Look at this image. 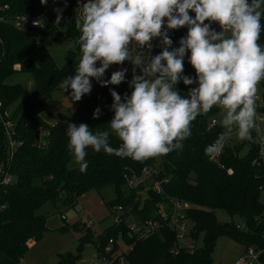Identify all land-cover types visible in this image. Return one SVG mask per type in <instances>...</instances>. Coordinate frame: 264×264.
Instances as JSON below:
<instances>
[{
    "label": "trees",
    "instance_id": "trees-1",
    "mask_svg": "<svg viewBox=\"0 0 264 264\" xmlns=\"http://www.w3.org/2000/svg\"><path fill=\"white\" fill-rule=\"evenodd\" d=\"M51 3L52 0L46 5H41L40 0H0V16L5 18L0 22V102L2 108L9 111V119L15 123V138L21 142L11 160L13 182L0 184V264H20L29 243L43 237L47 230L46 217L36 210L44 203L60 201L63 205H74L86 191L109 185L114 187L115 197L107 205L110 208L121 205L125 210L124 220L99 233V241L96 240L98 255L101 244L112 238L116 249L115 240L121 238L128 246L123 255L129 264H213L216 242L220 236L226 235L242 244L244 250L248 247L261 250L260 259L264 261V207L260 200V192L264 189V156H260L258 139L252 131L254 142L226 143L215 159L210 158L208 146L224 131L222 126L209 125L212 115L220 110L218 107L193 121L191 136L184 141L182 150L159 157L155 178L166 179L161 183L162 195L148 190L146 197L142 198V185L126 187L128 180L139 178L144 168L154 166L156 158L137 162L103 151L95 152L89 147L87 170L81 172L78 164L68 168L73 157L67 147L68 123H86L93 132L110 131L109 121L114 113L110 110L112 97L109 89L122 96L126 92L130 94L131 90L126 82L102 87L93 80L91 93L78 102L66 121L50 123L44 118L45 103L59 83L70 75L72 62L80 51L79 42L78 50L69 51L65 64L58 67L43 40L56 30L51 22L53 16H47L44 29L19 30L6 20L16 15H37ZM63 14L68 17L65 37H78L75 8L71 5ZM169 35L173 43L178 44L186 35V29L172 30ZM259 43L264 44V33H261ZM127 66L129 62L123 65ZM114 67L106 71L105 79L119 70V66ZM19 74L31 79L29 90L23 83L10 81ZM184 74L195 76L191 65L184 63ZM127 78L126 74V81ZM176 87L186 95L188 88L195 85L180 83ZM97 107L102 115L93 119ZM258 111L264 117V92ZM39 128L47 131L41 139ZM120 143L118 136L110 131L111 146L117 148ZM6 151L0 124V164L6 159ZM168 198H177L188 204L185 215L190 222L187 237L193 245L191 249L178 247L176 234L163 224L158 232L145 239L127 237L126 217L158 219L155 216L158 203H165ZM216 209L224 210L231 218L238 217L242 226L218 221ZM69 228L80 230V224L62 226L64 230ZM85 229L77 253L58 254L55 264H74L78 260L81 245L94 241L93 232L89 227Z\"/></svg>",
    "mask_w": 264,
    "mask_h": 264
},
{
    "label": "clouds",
    "instance_id": "clouds-1",
    "mask_svg": "<svg viewBox=\"0 0 264 264\" xmlns=\"http://www.w3.org/2000/svg\"><path fill=\"white\" fill-rule=\"evenodd\" d=\"M67 7L68 0H52ZM46 5L48 0H40ZM80 9L75 19L79 31L80 59L75 74L65 77L59 88L71 101L79 102L100 86L127 83L123 96L109 89V128L121 141L110 144V131L93 132L86 123H68L67 147L81 172L87 170V149L144 162L183 149L191 136L192 123L213 107L223 111L222 126L236 129L239 140L254 142L257 100L264 82V0H76ZM64 8H53L55 23ZM43 27L42 20L34 22ZM216 24L219 30L213 28ZM186 29L178 47H172V30ZM161 51L151 55L153 40ZM133 47L137 55L133 57ZM146 51V54L144 50ZM171 49V50H169ZM187 56L195 76L184 74ZM130 62L131 79L126 81ZM119 66L110 78L106 71ZM137 69L139 74H137ZM189 87L182 95L176 86ZM102 115L100 107L92 118ZM221 136L209 151L221 152Z\"/></svg>",
    "mask_w": 264,
    "mask_h": 264
},
{
    "label": "rangeland",
    "instance_id": "rangeland-1",
    "mask_svg": "<svg viewBox=\"0 0 264 264\" xmlns=\"http://www.w3.org/2000/svg\"><path fill=\"white\" fill-rule=\"evenodd\" d=\"M53 16L51 21L56 30L52 35L44 37L43 40L47 47L51 57L55 61L58 67H62L67 60V53L69 51L78 50L77 44L79 42L78 37L69 39L65 37V31L67 26L68 17L63 15V19L59 24L54 21L56 14H49ZM80 35V34H79ZM264 45V44H261ZM81 56L80 51L75 55V59L71 65L70 75L75 74V66ZM135 58V56H134ZM133 65L129 62V69L127 75V81L131 79ZM110 67L107 71L114 69ZM137 74L139 70L137 69ZM11 82L23 83L25 88L29 90L32 87L31 79L27 75L19 74L10 79ZM93 86V80H92ZM86 96V95H85ZM85 96L82 98L84 99ZM81 99V100H82ZM80 100V101H81ZM78 102L71 101L68 92H62L58 87L51 95V97L45 103V111L43 113L44 118L50 122L66 121L71 113L75 110ZM211 118H214L219 126H222L221 121L223 119V111L220 109ZM257 127L253 131L258 140H264V117L260 118L257 114ZM223 127V126H222ZM224 128V127H223ZM242 141L238 139L236 129L233 128L226 138V143L238 144ZM77 165L74 156L72 157L68 168H74ZM160 165V159L156 158L154 162V169L158 170ZM115 197V189L109 185L103 187L100 190H88L80 195L74 205H63L60 201L52 202L47 201L36 213L46 217L47 230L43 234V237L34 241L32 245H29L28 250L24 254L20 261V264H55L57 262V255L71 252L77 253V247L79 246V239L85 233V223L88 220L92 221V225L88 226L93 232L94 241L91 243H84L78 251V260L74 264H104L101 257L96 251V240L101 231L111 226L114 222L111 212L112 208L108 207L107 203L112 201ZM141 197H146V192L141 191ZM260 200L264 207V189L260 192ZM264 215V213H263ZM61 216H64L62 218ZM215 216L218 221L222 223L233 222L235 225L242 226L243 222L238 217L231 218L224 210L216 209ZM75 223L80 224V230L73 228L62 229L64 224L72 225ZM189 238V237H188ZM185 237L180 245L190 243V238ZM119 241L122 239L119 238ZM99 241V240H98ZM31 243V242H30ZM201 244V240H198V245ZM104 247L105 244H101ZM121 250H126L125 245L121 243ZM244 251V246L239 242L229 238L226 235H222L218 238L214 251L212 253L213 264H236L239 255Z\"/></svg>",
    "mask_w": 264,
    "mask_h": 264
},
{
    "label": "built area",
    "instance_id": "built-area-1",
    "mask_svg": "<svg viewBox=\"0 0 264 264\" xmlns=\"http://www.w3.org/2000/svg\"><path fill=\"white\" fill-rule=\"evenodd\" d=\"M73 6L75 8L76 16L78 17L80 14V9L77 7L76 0H68L67 7L64 8L62 3H51L50 5L46 6L40 13L34 16H27V15H16L11 19L6 21L10 22L16 29L19 30H29L33 27H39L34 24L37 20H42L43 27L45 28L46 18L47 16L52 13L53 15L56 14L53 12V8H64L65 12L69 6ZM7 6H4L6 8ZM5 20V18L0 16V22ZM213 28L219 30L218 25L213 24ZM153 48L151 50V55H156L161 51L159 47V41L153 40ZM178 44L173 43L172 47H178ZM171 50V49H169ZM146 49L144 50L146 54ZM137 55L135 47H133V57ZM184 63L190 65L187 60V56H185ZM15 69H18V66H14ZM264 92V82L261 83L259 88V99L257 100V114H259L260 118L263 116L259 113V108L262 106V94ZM0 124L2 125L4 135H5V142L7 146L6 151V159L3 163L0 164V184H9L12 183L14 180L13 175L10 172V165L11 160L14 156L15 151L20 146L21 142L15 138L14 132V125L15 123L9 119V111L4 110L2 108V103L0 102ZM210 126L218 125L214 118L210 119L209 122ZM229 130L224 128V131L219 133L217 137L211 142L213 145L221 136L224 137V145L226 144V138L229 135ZM47 134V131L43 128H39L38 135L40 139ZM260 146V156H264V140H258ZM208 146V153L211 159H215L221 152L209 151ZM157 174V170L154 167H147L144 168L142 174L139 178H133L128 180L126 185L127 188H133L137 185H142L143 189L147 193L148 190H152L156 194H163L161 183L162 181H166V179L158 180L155 178ZM188 207V204L184 201H181L177 198H168L166 202L158 203V210L155 213V216L158 219H135L132 217H126L125 221L127 224V237L137 240L145 239L160 229V226L163 224L168 226L177 236L178 240V247H187L191 249L193 247L192 243H187L184 245H180V242L187 237L190 231V222L186 218L185 209ZM113 211L111 214L113 215V224H118L124 220L122 215L125 213L124 208L121 205H114L112 207ZM64 218V216H61ZM92 221L88 220L85 223V226H91ZM237 227H241L237 225ZM188 238V237H187ZM189 239V238H188ZM117 242V248H114V240L112 238L108 239L107 243H105L104 247H101L99 252V256L103 260L104 264H129L123 253L127 252L128 246L124 243L123 239L121 241L115 240ZM191 241V240H190ZM121 243L125 245L126 250H121ZM261 250H256L253 247H248L245 249L238 257L236 264H264V261L260 259Z\"/></svg>",
    "mask_w": 264,
    "mask_h": 264
},
{
    "label": "crops",
    "instance_id": "crops-1",
    "mask_svg": "<svg viewBox=\"0 0 264 264\" xmlns=\"http://www.w3.org/2000/svg\"><path fill=\"white\" fill-rule=\"evenodd\" d=\"M34 243V241H31V243H29V245H32Z\"/></svg>",
    "mask_w": 264,
    "mask_h": 264
},
{
    "label": "water",
    "instance_id": "water-1",
    "mask_svg": "<svg viewBox=\"0 0 264 264\" xmlns=\"http://www.w3.org/2000/svg\"><path fill=\"white\" fill-rule=\"evenodd\" d=\"M227 225L229 224V223H226Z\"/></svg>",
    "mask_w": 264,
    "mask_h": 264
}]
</instances>
